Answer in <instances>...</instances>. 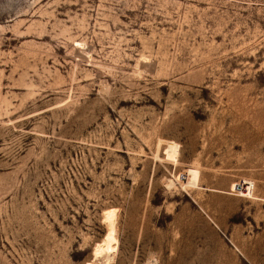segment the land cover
<instances>
[{"label": "rangeland", "instance_id": "1", "mask_svg": "<svg viewBox=\"0 0 264 264\" xmlns=\"http://www.w3.org/2000/svg\"><path fill=\"white\" fill-rule=\"evenodd\" d=\"M103 263L264 264V0H0V264Z\"/></svg>", "mask_w": 264, "mask_h": 264}, {"label": "bare ground", "instance_id": "2", "mask_svg": "<svg viewBox=\"0 0 264 264\" xmlns=\"http://www.w3.org/2000/svg\"><path fill=\"white\" fill-rule=\"evenodd\" d=\"M111 242H112V240L111 239H107V240H105L101 245H100V247H99V250L98 251H106V253H107V249L108 248H110V246L112 245L111 244ZM112 248V247H111ZM110 248V249H111ZM108 251H110V250H108ZM101 254V253H100ZM99 254V255H100ZM101 255H103V254H101ZM111 255V254H110ZM107 256V255H106ZM108 257V256H107ZM110 257V256H109ZM108 257V258H109ZM111 258V257H110ZM109 258V259H110ZM105 259H107L106 257H105ZM105 261H107V260H104L103 262H105ZM108 263V262H107ZM103 264H105V263H103Z\"/></svg>", "mask_w": 264, "mask_h": 264}]
</instances>
